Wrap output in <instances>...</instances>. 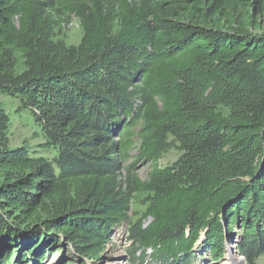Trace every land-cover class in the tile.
<instances>
[{
	"label": "trees",
	"instance_id": "1",
	"mask_svg": "<svg viewBox=\"0 0 264 264\" xmlns=\"http://www.w3.org/2000/svg\"><path fill=\"white\" fill-rule=\"evenodd\" d=\"M1 95L43 142L0 103V264L97 263L125 225L135 263L264 255V0H0Z\"/></svg>",
	"mask_w": 264,
	"mask_h": 264
},
{
	"label": "rangeland",
	"instance_id": "2",
	"mask_svg": "<svg viewBox=\"0 0 264 264\" xmlns=\"http://www.w3.org/2000/svg\"><path fill=\"white\" fill-rule=\"evenodd\" d=\"M63 39L67 45H77L81 38V30L79 27V22L71 18L70 23L64 27L62 30ZM0 103L2 108L5 110L6 114L10 118V127L8 130L9 137V146L11 149H15L25 143L32 150H37V146L43 142L42 138L40 139L38 136L41 135V126L37 124L32 117L31 113L28 110H22L20 112L17 111L19 106V102L17 99H13L7 97L5 95L0 96ZM43 136V135H42ZM136 141V146H137ZM39 151H41L39 149ZM42 156L52 159L56 156V151L54 149H50V152H46ZM132 156H135L136 152H131ZM179 156V153L176 150H171L168 154H165L161 160L158 162L160 167H165L172 162H174ZM149 169V165H143L139 163L137 165L135 174L140 180H145L147 176V172ZM130 217L133 218V215L130 214ZM195 251L197 252L198 259L193 264H211V261L208 258H203L199 260L202 256L200 252H198L197 248L199 247V243L196 244ZM129 244L127 242V230L121 228L118 231H113L111 235V242L107 244L106 250L102 253L100 261L97 263L86 262L85 264H152L151 262V252H146L145 258L141 259V254L139 260L135 263L131 261L130 254L128 252ZM60 250L56 253V250ZM234 246L226 245V253L225 258L215 264H232L231 259L235 256ZM238 264L241 262L239 258ZM37 264H82L77 262L75 258L72 256L71 251L66 247L59 248L55 247V249L51 250L45 258ZM240 264V263H239ZM256 264H264V255L261 256Z\"/></svg>",
	"mask_w": 264,
	"mask_h": 264
},
{
	"label": "water",
	"instance_id": "3",
	"mask_svg": "<svg viewBox=\"0 0 264 264\" xmlns=\"http://www.w3.org/2000/svg\"><path fill=\"white\" fill-rule=\"evenodd\" d=\"M127 226L128 225H125V230H127ZM235 256L237 257V258H239V260H241V262H239L240 264H244V260H243V258L240 256V255H238L237 253H235ZM238 263V264H239Z\"/></svg>",
	"mask_w": 264,
	"mask_h": 264
},
{
	"label": "bare ground",
	"instance_id": "4",
	"mask_svg": "<svg viewBox=\"0 0 264 264\" xmlns=\"http://www.w3.org/2000/svg\"><path fill=\"white\" fill-rule=\"evenodd\" d=\"M230 261H231L232 264H236L238 262V259H236V257H233Z\"/></svg>",
	"mask_w": 264,
	"mask_h": 264
}]
</instances>
